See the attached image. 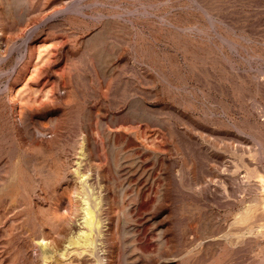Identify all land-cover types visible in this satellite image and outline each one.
<instances>
[{"label":"rangeland","instance_id":"374dc122","mask_svg":"<svg viewBox=\"0 0 264 264\" xmlns=\"http://www.w3.org/2000/svg\"><path fill=\"white\" fill-rule=\"evenodd\" d=\"M81 147L105 264H264V0H0V264H100Z\"/></svg>","mask_w":264,"mask_h":264},{"label":"bare ground","instance_id":"6f19581e","mask_svg":"<svg viewBox=\"0 0 264 264\" xmlns=\"http://www.w3.org/2000/svg\"><path fill=\"white\" fill-rule=\"evenodd\" d=\"M80 150L79 158L75 162L76 166L72 170L73 178L76 180V186L74 184V200L76 202L75 209L78 213L77 216H79V223L77 222V228L75 229L69 222L66 223V234L63 236L65 246L59 245L54 240L49 241L45 237L39 239L38 246L41 252V258L45 263L57 262L58 260L65 262L70 259L72 254H76L77 256L88 254L100 264H105V261L103 262L98 253L99 242L104 235V227L106 226L101 218V195L95 193L94 186L90 183L89 173L83 170L86 153L84 154L82 147ZM258 232L264 233V229Z\"/></svg>","mask_w":264,"mask_h":264},{"label":"built area","instance_id":"2783aa9c","mask_svg":"<svg viewBox=\"0 0 264 264\" xmlns=\"http://www.w3.org/2000/svg\"><path fill=\"white\" fill-rule=\"evenodd\" d=\"M45 137L49 138V137H50V135H49V136H48V135H46Z\"/></svg>","mask_w":264,"mask_h":264}]
</instances>
